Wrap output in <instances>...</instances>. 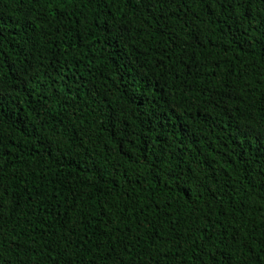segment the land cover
<instances>
[{"label":"trees","instance_id":"trees-1","mask_svg":"<svg viewBox=\"0 0 264 264\" xmlns=\"http://www.w3.org/2000/svg\"><path fill=\"white\" fill-rule=\"evenodd\" d=\"M0 264H264V0H0Z\"/></svg>","mask_w":264,"mask_h":264}]
</instances>
